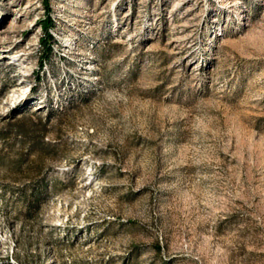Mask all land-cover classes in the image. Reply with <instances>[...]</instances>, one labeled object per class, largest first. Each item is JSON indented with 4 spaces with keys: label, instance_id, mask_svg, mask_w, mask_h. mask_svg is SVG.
I'll use <instances>...</instances> for the list:
<instances>
[{
    "label": "rangeland",
    "instance_id": "1",
    "mask_svg": "<svg viewBox=\"0 0 264 264\" xmlns=\"http://www.w3.org/2000/svg\"><path fill=\"white\" fill-rule=\"evenodd\" d=\"M44 1L0 0V264H264V0H48L41 65Z\"/></svg>",
    "mask_w": 264,
    "mask_h": 264
},
{
    "label": "trees",
    "instance_id": "2",
    "mask_svg": "<svg viewBox=\"0 0 264 264\" xmlns=\"http://www.w3.org/2000/svg\"><path fill=\"white\" fill-rule=\"evenodd\" d=\"M44 2V16L39 20L43 29V35L40 37L41 46L43 48L40 58V60L43 61L41 62V65L50 59L51 53L53 51V43L55 42L54 36L51 32V29L54 26V20L50 15V6L48 0H45ZM37 77L39 78V75H37Z\"/></svg>",
    "mask_w": 264,
    "mask_h": 264
}]
</instances>
